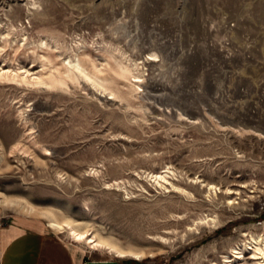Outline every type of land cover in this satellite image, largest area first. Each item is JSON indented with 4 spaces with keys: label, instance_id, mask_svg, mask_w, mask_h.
I'll list each match as a JSON object with an SVG mask.
<instances>
[{
    "label": "rangeland",
    "instance_id": "374dc122",
    "mask_svg": "<svg viewBox=\"0 0 264 264\" xmlns=\"http://www.w3.org/2000/svg\"><path fill=\"white\" fill-rule=\"evenodd\" d=\"M21 217L264 264V0H0V253Z\"/></svg>",
    "mask_w": 264,
    "mask_h": 264
},
{
    "label": "crops",
    "instance_id": "0c3cea01",
    "mask_svg": "<svg viewBox=\"0 0 264 264\" xmlns=\"http://www.w3.org/2000/svg\"><path fill=\"white\" fill-rule=\"evenodd\" d=\"M3 232L0 264H128L121 258H97L49 227L22 217Z\"/></svg>",
    "mask_w": 264,
    "mask_h": 264
},
{
    "label": "bare ground",
    "instance_id": "6f19581e",
    "mask_svg": "<svg viewBox=\"0 0 264 264\" xmlns=\"http://www.w3.org/2000/svg\"><path fill=\"white\" fill-rule=\"evenodd\" d=\"M76 68H78L80 73H83L85 75V77H89L88 74L81 67L78 66ZM1 70H3V73H7V74H13L14 73L12 70H5V69H1ZM94 72H96V73L99 72L100 74L102 73V71L100 69H98L96 66H95V71ZM22 73H30V71L25 70V71H22ZM31 75H34V73H32ZM100 77H101V75H100ZM33 79L44 81L40 76H34ZM49 224L53 228L58 229V230H63V231H65V227H67V230L73 236H75L76 239H78V240L86 239L88 241V243L93 244V246H102V247L104 246V247H107L111 251L117 253V255H119V256H124V255H131V256H135V257H140L141 256L140 254H132V253H128V252H126L124 250L118 249L117 247H115L113 245H110V244L106 243L105 241H103L102 239L98 238L95 234H93V233L89 234L87 231L81 230L80 228H78L76 225H74L70 221H66L65 223H62V222H59V221H57L55 219H52V220H50ZM259 250L262 253H264V251L262 249H259ZM251 258L255 259L256 257H251Z\"/></svg>",
    "mask_w": 264,
    "mask_h": 264
}]
</instances>
